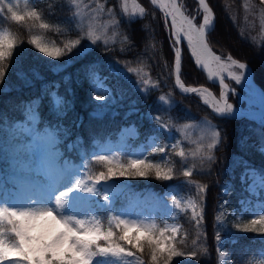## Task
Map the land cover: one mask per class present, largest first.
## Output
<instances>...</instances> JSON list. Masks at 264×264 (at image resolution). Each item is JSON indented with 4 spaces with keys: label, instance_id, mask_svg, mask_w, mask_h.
<instances>
[{
    "label": "trees",
    "instance_id": "16d2710c",
    "mask_svg": "<svg viewBox=\"0 0 264 264\" xmlns=\"http://www.w3.org/2000/svg\"><path fill=\"white\" fill-rule=\"evenodd\" d=\"M139 1L145 8V15L134 17L129 22L120 14L119 0H99L105 8H116V17L120 19V24L115 25L117 32L108 31V37H105H110L107 45H104L103 40L98 41L82 58H77L76 53L90 44L87 39L70 56L65 55L58 60L46 57L27 43L31 36L40 35L43 42L50 47H63L68 40L78 38L85 27L73 15L76 10L71 0H27L24 6H20L21 11L36 8L41 14V21L51 26L46 30L38 27L39 22L0 23V30L8 28L23 41L14 52L5 80L0 84V195L8 200L29 186L17 180L13 187V181L17 179L21 166V162L14 159L13 145L27 142L26 137L18 131V128L27 125L24 112L26 103L36 101L39 126L42 133L52 132L58 145V156L76 162L106 140L117 139L123 127L133 125L136 129L133 144L146 142L150 136H154L158 143L148 147L146 155L151 161L160 163L165 168L174 166L175 175L172 180H157L154 176L127 179L130 193L143 194L148 189L163 193L169 185L175 184L196 199L194 186L186 184L185 180L208 185L203 202V227L199 229L206 235L195 246L199 255L195 258L187 255L176 257L172 264H176L177 260L182 264H218V242L215 239L217 231L221 236L220 249L227 255V264H264V235L241 231L236 227L238 224L242 227L256 218L257 213L241 206V200L250 195L246 180L242 181L241 177L246 168H253L264 175V151L261 150L264 149V123L246 117H219L196 94L181 93L175 84L174 52L163 13L149 0ZM206 1L214 14V24L207 34L210 47L222 56L229 54L248 63L254 81L264 91V48L242 32L241 0ZM185 3L192 10L196 7L195 12L199 8L197 0H185ZM199 18L200 14L195 17L197 23ZM181 53V80L186 85L209 86L218 94L219 86L207 81L204 71L196 66L184 45ZM69 59L73 62L59 74L50 70ZM125 63L129 67L140 69L141 75L147 74L144 78L150 80L151 84L144 85L135 73L117 76L109 71L108 65L123 67ZM89 65H95L99 75L108 78L105 83L114 96H123V99H118L117 103L106 110L99 108L100 102L92 99L94 87L87 75ZM33 70L39 73L40 78L33 75ZM19 72L26 73L31 83L26 84L20 79ZM65 77H71L68 83H65ZM56 83L59 84L58 88L55 87ZM233 86L240 88L234 82ZM69 88L71 92L68 91ZM50 92H57L70 102L71 106L64 115L59 116L53 110ZM161 95L169 102L160 101ZM241 97L246 103L245 98L242 95ZM94 112L99 115H94ZM150 114L158 115L161 123L169 126L170 132L180 136V127L183 124L204 119L210 121L216 130L221 131V144L213 151L215 162L199 166L198 158L191 157L196 149L189 144L182 146L189 154L188 160H181L171 149L167 156L150 154L155 147L169 142V132L159 130L158 125L150 119ZM56 126L60 127L58 133L55 132ZM14 132L19 136L18 140H14ZM179 147L181 146L178 144L176 151ZM193 163L197 165L194 175L185 178L182 175L183 170L191 167ZM105 170L106 166L102 162H91L88 167L92 176ZM122 199L117 196L110 205L94 203L90 206L107 227L108 217L123 205ZM221 205L223 227L215 220L220 215ZM176 220L181 231L188 233L187 245H178V248L185 252L190 251L193 249L191 241L195 239L198 231L191 220V211H180ZM203 248L208 251L204 252ZM143 259L145 264H150L147 250Z\"/></svg>",
    "mask_w": 264,
    "mask_h": 264
},
{
    "label": "snow or ice",
    "instance_id": "6c2138e0",
    "mask_svg": "<svg viewBox=\"0 0 264 264\" xmlns=\"http://www.w3.org/2000/svg\"><path fill=\"white\" fill-rule=\"evenodd\" d=\"M151 4L157 6L163 12L166 25L169 27V40L174 52L175 64V84L184 92L198 94L202 98L204 105L208 106L219 117H231L234 114V106L229 102V91H234L225 82L226 76L236 84L247 83V64L231 55L226 58L218 55L209 46L207 34L211 30L214 22L213 9L206 0H198L199 9L202 10V23H197L195 17L186 14V9L178 0H150ZM75 5L74 16L82 17L80 10L82 0H71ZM264 5V0H260ZM94 6L85 5L89 13L96 15L106 12L111 18L109 23L119 25L120 19L116 17V8L105 9L99 0H92ZM120 14L129 22L134 17H143L145 8L137 3V0H119ZM170 18V19H169ZM15 22L23 24L28 21L39 22L40 29H49V23L41 21V14L36 8L31 10H20L17 0H0V23ZM104 33L89 25L82 29V34L78 38L70 39L63 47H50L43 42V37L33 35L27 41L34 46L39 53L44 54L52 60H58L65 55H69L74 49L87 39L90 44L76 53L77 58H82L89 48L95 46L98 41L103 40L107 45L109 38ZM186 42L190 49L194 63L201 69L206 70L210 80L218 79L222 93L219 97L214 95L207 87H186L181 80V43ZM23 43L20 38L8 28L0 30V84L5 80L10 60L14 52ZM72 59L64 64H57L50 70L59 74L72 63ZM119 62H117V65ZM108 65L109 71L113 75H126L135 73L140 77L144 85H150L151 81L145 79L147 74L141 75V70L125 65ZM95 65L87 66V75L96 94L92 99L100 102L99 108L106 110L111 105L117 103L118 99L112 94L111 89L106 86L107 77H101L95 70ZM33 75L40 78L39 73L33 70ZM18 77L30 84L27 74L18 73ZM71 77H65V83ZM55 87H59L56 83ZM71 92V88L68 89ZM146 91V89H145ZM264 94V93H262ZM52 108L59 116L64 115L70 102L64 100L57 92H50ZM160 101H169L163 95ZM135 103V102H133ZM63 109V110H61ZM133 111H137L133 109ZM25 120L27 127H20V131L25 137L26 143H16L13 145L14 159L21 162L17 179L13 181L15 187L17 180L24 184L39 187L43 195L28 196L23 204L11 203L0 195V264H115L119 261L122 264H132L129 258L136 261V264H145L143 254L146 252L150 257V264H172L176 257L185 255L193 258L199 255L195 249L197 242L206 235L200 232L204 220V201L208 185L199 184L195 181L185 180L186 184L195 188L196 199L187 201V207H182V202L177 196H172L173 207L182 212L191 211V220L197 228V235L191 241L193 249L185 252L178 248L186 246L188 243V233L181 231V226L158 227L155 223H145L142 220L128 218L125 215L116 213L108 217V226L105 227L99 214L89 212L81 214L79 209L86 205L99 204L102 200L105 204L113 202V193L106 187L110 181L116 178H149L154 176L157 180L174 179V166L163 167L160 163L151 161L147 155L143 157H129L126 161L118 159L115 154H95L92 159L102 162L106 166L105 171H100L97 175H87L85 178L77 179L81 175L79 171L72 172L64 167L63 157L58 156V145L54 136L50 132H44L40 128V121L37 117L38 105L36 101L28 102L24 106ZM94 115L99 113L94 112ZM131 114V113H129ZM159 130L170 132L167 124L161 123L158 115L151 116ZM60 127L56 126L58 133ZM66 131V130H65ZM14 140L19 136L13 133ZM221 144V131L211 130L208 142L201 144L196 152L191 154L192 159L199 160L201 166L215 162L213 151ZM178 147V142L157 146L153 153L169 155V149L181 160H188L189 154L184 147ZM264 151V149H261ZM87 168V165L84 166ZM197 165L192 164L183 170L185 178L194 175ZM252 183L248 191L256 195V189L264 190V175L257 174L254 170L249 172ZM242 181L244 176L241 177ZM100 198V199H97ZM199 201V202H198ZM243 203V201H241ZM220 215L215 217L218 225L224 226L223 205L220 206ZM236 227L245 232H255L264 235V204L260 205V213L256 218L251 219L242 227ZM114 228L116 230H114ZM215 239L221 241L219 231ZM207 252V248H203ZM223 258L224 252L220 251ZM176 264H182L180 260Z\"/></svg>",
    "mask_w": 264,
    "mask_h": 264
},
{
    "label": "rangeland",
    "instance_id": "374dc122",
    "mask_svg": "<svg viewBox=\"0 0 264 264\" xmlns=\"http://www.w3.org/2000/svg\"><path fill=\"white\" fill-rule=\"evenodd\" d=\"M180 1L183 4L184 8L187 10L186 14H191L194 17L200 14V18H199V23H200L202 21V15H203L202 10L198 8L195 12L196 7H194L192 10L191 6L186 5L185 0H180ZM17 2L19 3V6H24L27 3V0H17ZM241 2L243 6L241 23H240L242 32L250 40H253L261 44L262 47L264 48V5H261L260 0H241ZM137 3L141 4L139 0H137ZM85 5L94 6L92 4V0H82L80 10L83 13V16L77 17L80 25L84 26L85 28L91 25L95 27L100 33H104L106 31L107 37H108V31H110V33L117 32L116 26L109 23L111 18L106 12L95 14L96 19L93 20L92 19L93 14L89 13V9L85 7ZM164 24H165V20H164ZM226 82L233 86L234 81L232 82L229 78L226 80ZM220 92L221 90L219 89L218 94L217 93L215 94L219 96ZM229 93H230L229 101L235 104L236 106H238V100L240 99L238 97L239 94L231 91ZM95 94L96 92L94 89V95ZM244 103L245 102H243L242 104L243 107H246L247 104H249V94L247 96V104ZM251 106L255 107V105H251ZM25 127H27V125ZM211 130H216L215 126L210 121H207L205 119L191 124H183L180 127L181 136L175 135L173 132H169L168 144H171L173 142H178V144L181 147L183 146V144H189L193 146L197 151L201 144H206L208 142ZM46 132H50L52 134L51 131H46ZM135 136H136L135 127L133 125L125 126L120 130L117 139L106 140L102 144H99L92 152L82 156L80 161L76 162L70 159L63 158L64 167L68 170H71L72 172L79 171L81 175H78L76 177L77 179L80 178L86 179V176L90 175L88 171L89 165L91 164V162H97L92 159V157L95 154L97 153L115 154L118 159L124 161L127 160V158L129 157L145 156L146 149L158 143V140L154 136H150L146 142H142L137 145H134L132 141ZM192 150L193 149H191V151ZM197 163H199V160L197 161ZM85 165H87L86 169L84 168ZM253 170H254L253 168H246L242 174L244 176V180H246L247 188H249V185L252 183L251 177L249 176V172ZM255 172L257 174H260L257 171ZM106 187H108L110 192L114 194L112 197L113 202L116 200L117 196H121L124 199V200L122 199L124 201L123 205L118 210H116L114 214L119 213L125 215L128 218L142 220L145 223H155L158 227H165V226L171 227L174 224L180 226L179 222L176 220L180 210L175 209L173 207L172 196L175 195L177 196L178 199L181 200L182 207H187L188 200L195 199L193 196L189 195L186 191H184L175 184L169 185L163 193H158L156 191H153L152 189H148L143 194L130 193L129 181L124 178L110 181ZM256 193H257L256 195H253L250 192V195L248 197L241 200L243 201V203H241L242 208L249 209L253 211L254 214L260 212V205L264 204V190L256 189ZM31 195L42 196L43 192L39 187L29 185L26 187L25 191L16 193L15 195L9 197L8 200L11 203L23 204L26 198ZM100 204H105V203H103L101 200ZM79 211L81 214H85V215L89 212L92 213L95 212L94 208H92L90 205L81 207ZM221 245H222L221 241L217 243L218 264H227L226 263L227 255L224 253L223 258H221L219 255L221 251L220 249ZM129 260L132 261V264H136V261L134 259L129 258ZM115 264H122V262L117 261L115 262Z\"/></svg>",
    "mask_w": 264,
    "mask_h": 264
},
{
    "label": "bare ground",
    "instance_id": "6f19581e",
    "mask_svg": "<svg viewBox=\"0 0 264 264\" xmlns=\"http://www.w3.org/2000/svg\"><path fill=\"white\" fill-rule=\"evenodd\" d=\"M144 7V6H143ZM163 13V12H162ZM170 19V18H169ZM200 23H202V21L200 22ZM183 45L187 48V50L191 53V51H190V49L187 47V45H186V42H182L181 43V50H182V47H183ZM183 49H185V48H183ZM182 55V54H181ZM192 55V54H191ZM219 55V54H218ZM194 59V58H193ZM247 66H248V64H247ZM228 78H227V76H226V80H227ZM216 80H218V79H216ZM226 80H225V82H226ZM247 80H248V82L247 83H245V82H242V83H240V85L243 87V89H244V91L247 93L246 94V96H248V94H249V104H247V99H245V101H246V104H247V106L246 107H243L242 106V104H243V101H242V97H241V94H239L238 95V97L240 98L239 100H238V106H236L235 104H233V106H234V112H239V111H247V110H252V109H256V108H259V109H261V110H264V94H262L263 93V91L260 89V87L257 85V84H255L253 81H252V77H251V70H250V67L248 66V68H247ZM183 82V81H182ZM184 83V82H183ZM185 84V83H184ZM185 86L186 87H189V86H187L186 84H185ZM220 90H221V92H220V94H219V96L221 95V93H222V91H224V90H222L221 88H220ZM230 92V91H229ZM230 94V93H229ZM198 95V94H197ZM199 96V95H198ZM200 97V96H199ZM201 98V97H200ZM202 99V98H201ZM230 102V101H229ZM231 103V102H230ZM251 105H255V107H253V106H251ZM251 117H253V118H255V119H257V120H259V121H262V120H264V115H259V114H255V113H252L251 114Z\"/></svg>",
    "mask_w": 264,
    "mask_h": 264
},
{
    "label": "water",
    "instance_id": "95a60500",
    "mask_svg": "<svg viewBox=\"0 0 264 264\" xmlns=\"http://www.w3.org/2000/svg\"><path fill=\"white\" fill-rule=\"evenodd\" d=\"M150 1V0H149ZM198 1V0H197ZM207 2V1H206ZM151 3V2H150ZM178 3H180V0H178ZM154 6V5H153ZM155 8H157L161 13H162V10H160L157 6H154ZM166 24V23H165ZM213 24H214V22H213ZM166 29H167V34L169 35V27H168V25H166ZM191 54V53H190ZM218 54V53H217ZM220 55V54H219ZM229 55V54H228ZM228 55H226L225 56V58L228 56ZM192 56V55H191ZM233 57V56H232ZM193 58V57H192ZM234 58V57H233ZM234 59H237V58H234ZM194 60V59H193ZM238 60H240V59H238ZM241 62H244V63H246L245 61H242V60H240ZM246 64H248V63H246ZM197 66V65H196ZM248 66L250 67V65L248 64ZM199 67V66H198ZM200 68V67H199ZM203 70V69H202ZM250 70H251V67H250ZM204 71V73H205V75H206V79H207V81L210 83V84H214V85H217V86H219V81L218 80H216V79H213V80H210L209 78H208V76H207V72H206V70H203ZM251 77H252V81L255 83V84H257L255 81H254V79H253V76H252V70H251ZM227 83V82H226ZM230 85V84H229ZM239 85V87L242 89H240V88H236V87H234V86H232V85H230V88H232V89H234V91H231V92H234V93H237V94H241L245 99H247V96H246V94H245V91L243 90V87L240 85V84H238ZM258 85V84H257ZM177 86V85H176ZM187 86H189V87H200V88H204V87H207L208 88V90L209 91H211L214 95H216L215 94V92L209 87V86H206V85H187ZM259 86V85H258ZM260 87V86H259ZM177 88H178V90L181 92V93H184L178 86H177ZM219 89H220V86H219ZM260 89L263 91V89L260 87ZM263 93H264V91H263ZM184 94H189V93H184ZM197 95V94H196ZM198 96V95H197ZM217 97H219L218 95H216ZM201 101H202V99H201ZM252 113H255V114H259V115H264V110H261V109H259V108H254V109H252V110H247V111H239V112H234V114H233V116H231V117H234V118H236V117H246V118H249V119H252V120H254V121H256V122H258V123H264V120H262V121H259V120H257V119H255V118H253V117H251V114Z\"/></svg>",
    "mask_w": 264,
    "mask_h": 264
}]
</instances>
